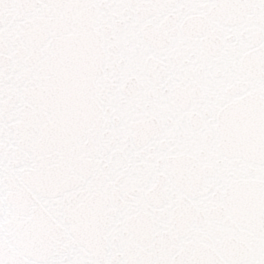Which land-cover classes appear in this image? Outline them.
<instances>
[{"label":"snow or ice","instance_id":"snow-or-ice-1","mask_svg":"<svg viewBox=\"0 0 264 264\" xmlns=\"http://www.w3.org/2000/svg\"><path fill=\"white\" fill-rule=\"evenodd\" d=\"M0 264H264V0H0Z\"/></svg>","mask_w":264,"mask_h":264}]
</instances>
